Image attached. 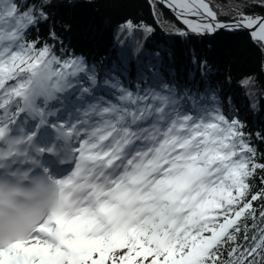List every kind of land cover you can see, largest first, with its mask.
Returning <instances> with one entry per match:
<instances>
[{
    "label": "snow or ice",
    "instance_id": "obj_1",
    "mask_svg": "<svg viewBox=\"0 0 264 264\" xmlns=\"http://www.w3.org/2000/svg\"><path fill=\"white\" fill-rule=\"evenodd\" d=\"M163 2L192 33L264 43V17L229 25L206 0ZM22 7L0 0V264H264V189L249 184L264 164L241 121L144 69L135 91L112 73L98 86L83 57L26 39L47 14Z\"/></svg>",
    "mask_w": 264,
    "mask_h": 264
},
{
    "label": "trees",
    "instance_id": "obj_2",
    "mask_svg": "<svg viewBox=\"0 0 264 264\" xmlns=\"http://www.w3.org/2000/svg\"><path fill=\"white\" fill-rule=\"evenodd\" d=\"M16 2L23 5L21 11L34 6L37 14L41 8L47 14L26 33L37 47L48 44L62 58L83 57L90 69L95 68L100 85L105 74L112 73L135 91L138 72L144 69L145 76L155 73L158 83L175 88L182 103L190 104L188 97L193 95L206 98L209 105H218L225 115L241 121L246 138L257 149L256 162L264 164V45L247 32L197 35L155 0ZM206 2L220 20L264 15V0ZM126 21L134 25L131 31L122 28ZM245 79L250 81L247 86L242 84ZM139 83L143 88L151 81ZM262 177L264 169H257L249 180L250 195L264 189ZM261 205L264 199L253 202L257 224L264 227L259 222ZM246 223L251 236L253 221ZM238 242L245 243L243 232Z\"/></svg>",
    "mask_w": 264,
    "mask_h": 264
},
{
    "label": "water",
    "instance_id": "obj_3",
    "mask_svg": "<svg viewBox=\"0 0 264 264\" xmlns=\"http://www.w3.org/2000/svg\"><path fill=\"white\" fill-rule=\"evenodd\" d=\"M156 2H158L160 5H162L164 8H166L175 18H177V15H176V12L172 9V8H170V7H168V6H166V4L163 2V0H155ZM259 17H264V15H258ZM189 19H193V20H195V19H197L196 17H188ZM178 19V18H177ZM180 22H182V20L181 19H178ZM219 22H221V23H224V24H229V25H231V24H233L235 21H237L238 19H236V20H220V19H217ZM183 23V22H182ZM184 24V23H183ZM217 31H226V32H230V33H239V32H247L248 34H250L251 33V29H246V28H243V27H241V28H232V29H229V28H221V29H217L215 32H217ZM214 33V32H213ZM213 33H210V34H208V33H206V34H203V35H212ZM251 36V35H250ZM263 45H264V43H262Z\"/></svg>",
    "mask_w": 264,
    "mask_h": 264
},
{
    "label": "rangeland",
    "instance_id": "obj_4",
    "mask_svg": "<svg viewBox=\"0 0 264 264\" xmlns=\"http://www.w3.org/2000/svg\"><path fill=\"white\" fill-rule=\"evenodd\" d=\"M182 23V22H181ZM183 24V23H182ZM184 26H185V28L187 29V26L185 25V24H183ZM81 83L83 84L84 83V81H81ZM84 85V84H83Z\"/></svg>",
    "mask_w": 264,
    "mask_h": 264
}]
</instances>
